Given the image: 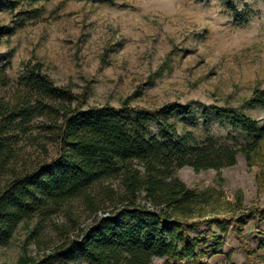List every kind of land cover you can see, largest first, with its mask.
<instances>
[{
    "label": "rangeland",
    "instance_id": "obj_1",
    "mask_svg": "<svg viewBox=\"0 0 264 264\" xmlns=\"http://www.w3.org/2000/svg\"><path fill=\"white\" fill-rule=\"evenodd\" d=\"M246 8L252 12L239 22ZM0 25L10 31L0 39V98L17 95L24 62L32 60L55 84L79 95L82 107L119 106L125 100L147 108L189 103L191 115L172 114L170 120L180 132L191 131L199 139L237 146L246 140L245 132L225 116L211 114L204 123L200 103L237 106L264 121L263 107L242 106L255 87L264 86V0H38L0 9ZM29 125L15 144L20 163L52 157L56 145L44 119ZM176 174L189 187L218 191L203 208L209 216L264 206V141L250 164L238 153L234 165L220 170L185 165ZM118 183L96 184V211L75 199L44 219L22 222L10 244L0 247V264H17L26 256L38 259L95 215L106 214L113 205L102 200V187L117 189ZM238 195L239 208L234 207ZM225 225H199L207 241L198 246L196 259L178 263L155 257L152 264H262L264 220L253 215L242 226ZM188 232L195 235L197 227L188 226ZM68 264L96 263L79 259Z\"/></svg>",
    "mask_w": 264,
    "mask_h": 264
},
{
    "label": "trees",
    "instance_id": "obj_2",
    "mask_svg": "<svg viewBox=\"0 0 264 264\" xmlns=\"http://www.w3.org/2000/svg\"><path fill=\"white\" fill-rule=\"evenodd\" d=\"M37 1L0 0V9ZM251 12L246 8L236 20L246 21ZM7 32L0 25V39ZM18 83L13 99L0 98V247L10 244L22 222L44 219L75 199L96 211V184L112 179L119 183L117 189L103 186L100 193L113 205L110 211L95 215L40 258L22 257L17 264H68L79 259L96 264H152L155 257L193 259L198 246L207 241L199 227L202 222L225 229V221L242 226L253 215L264 220V206L227 217L207 215L203 208L217 198L218 191L189 187L176 174L185 165L196 171L220 170L234 165L238 153L250 164L264 141V121L242 108L200 103L204 123L216 114L245 132L246 140L237 146L180 132L170 116L191 115L189 103L147 108L125 100L119 106L82 107L79 95L55 84L41 63L32 60L24 62ZM242 106L264 108V86L255 87ZM39 117L56 152L48 159L20 163L15 149L19 131L26 132ZM241 206L238 195L234 207ZM190 225L197 227L195 235L188 232Z\"/></svg>",
    "mask_w": 264,
    "mask_h": 264
},
{
    "label": "crops",
    "instance_id": "obj_3",
    "mask_svg": "<svg viewBox=\"0 0 264 264\" xmlns=\"http://www.w3.org/2000/svg\"><path fill=\"white\" fill-rule=\"evenodd\" d=\"M194 258L196 259V258H197V255H196ZM194 258H193V259H194ZM184 260H189V259H180V260H176V261L179 263V262H184ZM190 260H191V259H190Z\"/></svg>",
    "mask_w": 264,
    "mask_h": 264
}]
</instances>
